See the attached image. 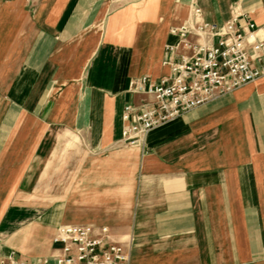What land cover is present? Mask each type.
Returning <instances> with one entry per match:
<instances>
[{
    "label": "crops",
    "instance_id": "crops-1",
    "mask_svg": "<svg viewBox=\"0 0 264 264\" xmlns=\"http://www.w3.org/2000/svg\"><path fill=\"white\" fill-rule=\"evenodd\" d=\"M234 12L264 24V0H0L1 255H51L58 224L90 223L129 264H264V74L120 139L149 98L130 82L190 52L171 29Z\"/></svg>",
    "mask_w": 264,
    "mask_h": 264
},
{
    "label": "built area",
    "instance_id": "built-area-1",
    "mask_svg": "<svg viewBox=\"0 0 264 264\" xmlns=\"http://www.w3.org/2000/svg\"><path fill=\"white\" fill-rule=\"evenodd\" d=\"M193 10L198 16L200 9ZM240 17H243L241 25ZM260 31L264 32V24L257 26L250 18L235 12L222 23L198 21L191 26L172 28L171 32L180 36L182 46L190 52L164 59L170 66V74L158 80L143 76L130 82L133 91L146 93L149 98H143L139 106L124 107L122 142L138 144L157 125L263 75L264 40L258 37ZM189 34L204 36L208 41L192 42ZM175 49L173 45L166 47L168 53ZM254 60L259 64H254ZM52 241L58 248L51 255L29 260L12 249L0 254V264H129L130 261L125 246L110 238L105 225L96 229L90 223H60Z\"/></svg>",
    "mask_w": 264,
    "mask_h": 264
}]
</instances>
